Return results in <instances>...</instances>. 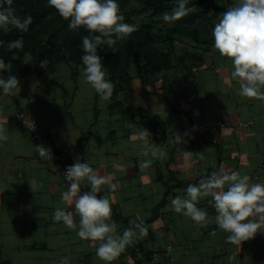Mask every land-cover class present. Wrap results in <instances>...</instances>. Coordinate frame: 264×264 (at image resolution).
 Listing matches in <instances>:
<instances>
[{"label":"crops","instance_id":"crops-1","mask_svg":"<svg viewBox=\"0 0 264 264\" xmlns=\"http://www.w3.org/2000/svg\"><path fill=\"white\" fill-rule=\"evenodd\" d=\"M232 2L212 0L215 15L205 34L210 43L184 37L175 46L176 54L189 52L197 62L183 58L185 64L175 62L149 79L133 78L131 95L102 101L83 82L84 67L65 62L51 73L32 69L18 96L0 88V127L8 135L0 142V264H59L61 257L69 264H105L96 255V242L80 239L53 219L60 207L72 211L79 224L74 206L62 201L68 190L58 174L62 163L77 160L115 185H102L97 198L109 199L118 234L132 226L129 221H143L148 228V236L126 247L112 264H264V229L239 245L216 225L210 196L197 204L211 220L206 227L171 206L189 184L221 168L264 183V101L239 94L232 63L215 49L212 36ZM20 111L48 132L58 160L39 154L35 146L42 143L16 121ZM223 121L230 125L220 126ZM248 121L250 129L237 127ZM142 129L165 158L142 154ZM177 134L182 141H173ZM149 159L151 166L142 169L140 163ZM81 190L90 191L87 181Z\"/></svg>","mask_w":264,"mask_h":264},{"label":"clouds","instance_id":"clouds-1","mask_svg":"<svg viewBox=\"0 0 264 264\" xmlns=\"http://www.w3.org/2000/svg\"><path fill=\"white\" fill-rule=\"evenodd\" d=\"M189 3L190 0H177L171 14H163L164 21H175L195 11V8L188 7ZM48 4L69 21V29L83 28L89 33L82 37V80L95 90L102 101H108L113 94L114 84L106 79L107 73L98 48L102 44L113 48L117 41L137 31V26L124 22L117 0H48ZM3 5L6 6H0V29L8 32L11 26L27 31L31 17L21 22L15 15L12 0H3ZM212 36L215 49L232 63L230 75L239 84V94L264 101V0H233L215 24ZM22 48V38L8 43L9 51ZM10 70L11 64L0 59V71ZM0 88L9 96H18L21 91L20 81L15 75L6 79L0 77ZM22 101L27 103L26 100ZM150 135L145 129L139 132L145 144L142 154L148 156L151 153L153 157L165 158L163 149L149 144L147 137ZM7 139L6 129L0 127V142ZM176 139L182 141L178 134ZM35 147L41 156L51 160L49 149L43 145ZM191 155L185 152L186 157ZM151 164L152 160L149 159L142 161L140 167L145 169ZM64 176L70 184L68 191L62 195V201L67 202L69 208L74 206L79 224L72 211L60 207L55 209L53 219L75 230L80 239L96 242V255L105 264H112L126 247L148 236V228L143 226V221H129L132 226L118 234L109 199L104 196L97 198L101 186L110 182L88 163L75 161L67 167ZM85 181L90 185V191L81 194V184ZM110 187L114 189L115 185L110 184ZM185 191V196L177 195L172 199V209L190 217L199 226L206 227L211 220L207 211L198 208L197 204L210 196L216 213L215 223L230 234L227 238L232 243L240 245L264 229V183H250L248 175L221 168L218 172H212L207 179H201L197 185L189 184ZM59 264H69L68 258L61 257Z\"/></svg>","mask_w":264,"mask_h":264},{"label":"trees","instance_id":"trees-1","mask_svg":"<svg viewBox=\"0 0 264 264\" xmlns=\"http://www.w3.org/2000/svg\"><path fill=\"white\" fill-rule=\"evenodd\" d=\"M117 3L124 22L136 25L138 30L117 41L111 49L106 44L98 48L106 79L114 84L112 98L122 93L131 95L133 78L149 79L175 62L185 64L183 58L197 62L199 59L189 52L176 54L175 46L181 38H190L198 45L210 43L205 34L215 15L212 0L190 1L188 7L195 11L161 27L157 19L163 18L164 13L171 14L177 0H117ZM0 6H6L3 0ZM12 7L21 22L31 17V24L27 31L11 26L8 32L0 29V59L11 64V70L0 71V77L15 75L21 82L30 67L38 74L51 73L62 62L74 68L84 67L82 37L89 34L87 31L69 29V21L49 6L48 0H12ZM17 38H22L23 48L9 51L8 43ZM26 55L30 57L28 61Z\"/></svg>","mask_w":264,"mask_h":264},{"label":"built area","instance_id":"built-area-1","mask_svg":"<svg viewBox=\"0 0 264 264\" xmlns=\"http://www.w3.org/2000/svg\"><path fill=\"white\" fill-rule=\"evenodd\" d=\"M16 121L23 127L25 128L31 135V138L36 141H40L42 145L50 150L51 153V160H58L60 156L55 150V147L52 143V140L50 136L48 135V132L41 128L38 124V122L31 117L29 114L20 111L16 115ZM230 122L228 121H223L221 122L220 126L226 127L229 126ZM253 126V122L248 121V122H241L237 125V127L242 128L244 130L250 129ZM213 130V128H212ZM174 142H178L177 139L173 140ZM47 160H50L46 157H44ZM71 166L68 163H62L58 169V174L60 178L62 179L66 189L68 190L70 182L66 180L64 173L67 169V167ZM81 190V189H80ZM81 194H83V191L81 190ZM158 256L157 253L153 255L152 261L155 262L157 260Z\"/></svg>","mask_w":264,"mask_h":264},{"label":"rangeland","instance_id":"rangeland-1","mask_svg":"<svg viewBox=\"0 0 264 264\" xmlns=\"http://www.w3.org/2000/svg\"><path fill=\"white\" fill-rule=\"evenodd\" d=\"M142 17H143V16H142ZM165 23L168 24L167 22L164 21V19H163L162 17H160V18L157 19V24H158L159 27H161V26H162L163 24H165ZM29 58H30L29 55H26V56H25V60H26V61H28ZM30 70H32L31 67H30V69L28 70V73L30 72ZM35 71H36V70H35Z\"/></svg>","mask_w":264,"mask_h":264}]
</instances>
